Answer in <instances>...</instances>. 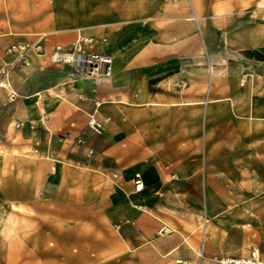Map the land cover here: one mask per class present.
Segmentation results:
<instances>
[{"label":"crops","instance_id":"obj_1","mask_svg":"<svg viewBox=\"0 0 264 264\" xmlns=\"http://www.w3.org/2000/svg\"><path fill=\"white\" fill-rule=\"evenodd\" d=\"M35 6L0 0V207L51 202L103 222L143 264H199L205 215L201 264L253 250L264 262V0ZM17 43L42 51L22 65ZM76 43L110 56L112 76L51 62Z\"/></svg>","mask_w":264,"mask_h":264},{"label":"rangeland","instance_id":"obj_2","mask_svg":"<svg viewBox=\"0 0 264 264\" xmlns=\"http://www.w3.org/2000/svg\"><path fill=\"white\" fill-rule=\"evenodd\" d=\"M20 1L10 3L19 7ZM23 4L25 9L36 8V0H23ZM28 16L35 15L22 17ZM12 22H22L19 13L10 17ZM36 47L41 49L30 46L29 50ZM10 48L7 51L13 56ZM59 209L62 213L56 216ZM63 209L51 202L30 209L0 207V264H143L133 256L116 252V243L103 222L72 221L68 210ZM198 251L196 256L201 264L205 256L199 258ZM214 262L217 264V260ZM156 264L165 263L158 260Z\"/></svg>","mask_w":264,"mask_h":264},{"label":"built area","instance_id":"obj_3","mask_svg":"<svg viewBox=\"0 0 264 264\" xmlns=\"http://www.w3.org/2000/svg\"><path fill=\"white\" fill-rule=\"evenodd\" d=\"M30 46L24 43H18L9 49L13 54L14 61L22 65H28L26 54L29 52ZM36 52L41 53V49L36 47ZM51 62L54 64H69L83 79L100 80L108 79L112 76L113 60L110 56L99 54L96 52H86L79 43L73 45L70 51H65L62 47H55L51 53ZM8 70L0 67V87L5 88ZM9 96L14 97V93L10 92ZM90 128L99 131L100 125L90 117L88 120ZM135 191L139 192L142 187V181L139 174L134 179ZM206 216H203L201 230V244L198 251V257L203 258L204 245L207 237ZM217 264H264L257 250H253L248 258H223L217 260Z\"/></svg>","mask_w":264,"mask_h":264},{"label":"bare ground","instance_id":"obj_4","mask_svg":"<svg viewBox=\"0 0 264 264\" xmlns=\"http://www.w3.org/2000/svg\"><path fill=\"white\" fill-rule=\"evenodd\" d=\"M196 18V17H195Z\"/></svg>","mask_w":264,"mask_h":264}]
</instances>
